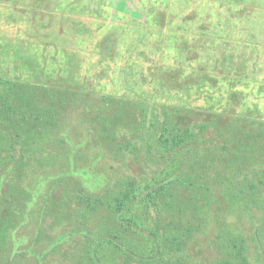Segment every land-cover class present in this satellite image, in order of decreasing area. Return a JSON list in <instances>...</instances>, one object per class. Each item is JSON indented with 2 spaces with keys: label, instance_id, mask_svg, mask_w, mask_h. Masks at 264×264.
<instances>
[{
  "label": "trees",
  "instance_id": "trees-1",
  "mask_svg": "<svg viewBox=\"0 0 264 264\" xmlns=\"http://www.w3.org/2000/svg\"><path fill=\"white\" fill-rule=\"evenodd\" d=\"M11 1L16 6L21 0ZM41 1L44 0L28 4L27 22L20 17L15 23L30 38L39 39V33L52 24L48 13L51 0L44 4ZM94 1L98 7L104 0ZM239 11L229 8V13L223 15L216 9L215 19H223V24H211L210 29L207 25L200 31L202 36H210L212 43L217 29L226 34L224 28L236 31L238 37L232 48L219 61L223 76L234 81L248 76L241 63H247L250 55L242 56V46L257 49L260 44L253 33V19L248 21L247 15L236 14ZM128 19L150 22L146 17ZM105 26L91 48L84 44L99 59L109 55L120 40L116 31L109 29V23ZM82 28L77 26V31L84 32ZM240 31H246L247 41H240ZM49 33L54 34V27ZM140 35L147 37L144 30ZM44 37L48 44L39 50L40 58L49 51V43H54L52 35ZM62 54L66 73H59L47 63L28 79L5 70L0 73V187L7 183L2 182L7 171L12 177L13 155L22 139L41 143L42 149L48 144V138L42 139V132H38V137L33 133L39 122L51 127L60 149L66 147L70 155L80 149L88 160L83 164L74 157L67 160L68 164L66 161L70 170L78 174L74 178L77 187L70 190L72 196L63 201L64 206L57 207L58 215L53 213L56 205L47 200L42 201L46 208H30L28 199L21 202L0 196V264H262L264 116L257 104L249 101L246 89H238L232 83L225 89V96L220 93L218 99L215 97L214 106L206 105L205 100L213 96L209 90H203L201 82L192 89L189 81H184L185 89H172L168 87L170 79L159 74L151 79V90L144 83L147 90L134 95L88 91L72 85L49 91V71L56 72L52 76L60 79L73 78L67 64L77 62L78 54L69 50ZM234 57L237 64L231 62ZM141 67L136 65L134 72L139 73L136 78L143 79ZM132 72L123 76L128 89L135 86L136 79H130ZM112 101L123 106L131 117L132 124L126 129L130 137L124 147L129 152L139 149L144 155L141 172L124 173L115 183H111L114 177L107 164L112 156L99 144L100 140L84 144L83 136L76 138L85 129L86 116L90 121L93 114L104 111ZM122 125L111 131L113 139H118ZM81 164L92 173H85ZM55 167L56 164L50 167L53 173L57 172ZM48 170L43 171L44 175ZM27 182L31 190L33 179ZM58 185L67 184L58 181ZM22 191L29 193V189ZM242 199L250 202L245 205ZM241 203L244 210L240 209ZM14 208L21 209L14 214ZM71 211L76 213L75 218L69 216L65 220ZM243 211L246 217L240 216ZM20 218L27 224L23 226ZM29 225L32 227L26 228ZM13 231L16 238H12Z\"/></svg>",
  "mask_w": 264,
  "mask_h": 264
},
{
  "label": "rangeland",
  "instance_id": "rangeland-1",
  "mask_svg": "<svg viewBox=\"0 0 264 264\" xmlns=\"http://www.w3.org/2000/svg\"><path fill=\"white\" fill-rule=\"evenodd\" d=\"M45 1H41V4H44ZM32 3L33 0H21L15 6L11 0H0V73L5 70L12 75L17 73L28 79L44 63L56 68L59 73H66L67 69L64 67L66 62L64 63L62 52L69 50L78 54L77 62L67 64L72 68L73 78L72 80L70 78L60 79L58 76H52L56 72L49 71L46 77L47 82L50 81L52 84L47 88L49 91L70 88L72 85V87L88 91H119L122 96L129 93L134 95L140 93L141 90H147L144 88V83L151 90V79L159 74L166 75L170 79L168 87L172 89H185L184 81H189L192 89L195 83L201 82L204 85L203 90H209L213 96L212 99L205 100L206 105L211 106L216 105L220 93L225 96L226 88L229 89L231 84L235 83L238 85V89H246L250 94L249 101L255 102L264 116V51L262 49L264 46V3L262 0H104L98 7L95 6L94 0H51L48 13L51 16L50 23L52 24L39 33V39H35L33 36L28 37V32L23 30L21 25L15 24L20 21V17L25 18L27 22L26 19L30 15L28 4L32 5ZM68 6L72 8L68 9ZM229 8L240 9L241 11L236 14L247 15L248 21L253 19L252 25H255L253 33L258 36L260 41L257 49L247 45L242 46V56L249 53L250 59L245 64L241 63V66L247 68L248 72L245 74L248 76L244 79L240 77V81L223 76L219 66L224 52L230 51L233 40L238 37H236V31L224 28L227 30L226 34L225 31L221 30L220 32L215 27L218 34H215L217 38L215 37L214 43L210 36H202L200 32L204 26L208 25V29H210L211 24L220 22L223 24V19H215V10L217 9L220 14L224 15L229 13ZM9 9L12 11H8ZM25 12L27 13L25 14ZM128 17L138 20L146 17L150 22L137 23L136 19V21H132ZM247 20L244 21V24ZM107 23L110 24V30L116 31L114 33L120 37V40L109 55L101 56L99 59L97 55L87 51L84 44H89L91 48L92 42L96 40L99 33L104 31ZM77 26L85 28L84 32L77 31ZM52 27H54V34L49 33ZM143 30L147 37H141L140 34ZM149 31H151V35ZM249 31L252 32V30ZM55 32H59V34L55 35ZM245 34L246 31L241 33L240 41H247ZM51 35L54 43H49L51 45L47 48L49 51L40 58L42 54L39 50H44L43 48H46L45 46L48 44L46 43L48 39L44 36ZM83 35H90L91 39L84 38ZM209 35H211L210 31ZM8 40L10 44H7ZM57 50H60V53ZM208 56L211 58L210 61ZM54 59H57L56 61L60 65L56 64ZM231 62L237 64L238 60L234 57ZM138 64L142 65L140 69L143 79L140 76L136 78L139 73L134 72V69ZM132 70L134 73H131L130 79H136L135 86L128 89L123 76ZM105 108L104 111L93 114L90 121H88L90 117L86 116L85 129L80 130L76 138L81 139L83 136L84 144L100 140L99 144H102L103 148L112 156L110 160H107V164L111 168L108 169V172H111L110 174L114 177L111 179V183H115L119 180L117 178L123 176L124 173L141 172L144 168V155L139 149L129 152L124 147L125 140L130 137L126 129L132 124L131 117L127 116L128 112L126 110L124 112L123 106L117 101L110 102ZM121 124H123L121 127L123 129L119 131L118 139L115 140L111 131L117 130ZM51 131V127L39 122L38 129L33 132L36 134L35 136L38 135V132H42V139L48 138V144H45L43 149L41 143H32L31 140L26 139H22L16 145L12 160L13 180L8 171L2 177V182L7 181V183L5 182L0 187L1 199L11 197L21 202L28 199L30 208H32L31 206L46 208L48 206L43 205L42 201L47 200L50 204L56 205L53 213L60 214L57 207H63V201L71 195L70 190L77 187L74 178L78 174L74 170H70L67 165L68 161L74 157V160L83 164L88 160V157L81 155L80 149L74 150L73 155H70L66 147L60 149L54 142L56 136ZM55 164L57 172L53 173V168L50 167H54ZM82 164L85 173H92L87 166ZM46 168L50 170L47 175H44L46 173L43 171ZM21 174H23L22 178H20ZM41 175L44 177H40ZM35 177L39 178L38 181ZM31 178L33 187L30 190L27 180H31ZM58 181L67 185L62 187L58 185ZM99 185H102V182ZM104 186L107 187L108 184H104ZM23 188L29 189L27 191L29 193L25 194L22 191ZM32 199L33 201H31ZM246 202L250 201L242 199L243 204L246 205ZM242 203L240 209L244 210L245 205ZM218 207H220L219 203ZM19 209L21 208H14L13 213L17 214ZM77 213L79 215V212ZM239 214L246 217L244 211ZM75 215L76 213L71 211L68 216L64 217L68 221L69 216L73 219ZM231 216L233 215L231 214ZM249 216L251 215L249 214L248 218ZM20 220L23 226L27 224L22 218ZM66 225L69 224L66 223ZM31 227L32 225L26 226V228ZM11 235L12 238H16L15 231L11 232Z\"/></svg>",
  "mask_w": 264,
  "mask_h": 264
}]
</instances>
